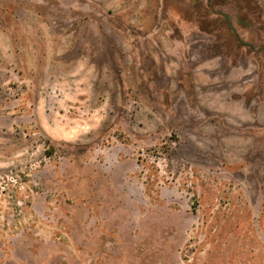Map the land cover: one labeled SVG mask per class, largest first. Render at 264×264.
I'll use <instances>...</instances> for the list:
<instances>
[{
	"label": "rangeland",
	"instance_id": "374dc122",
	"mask_svg": "<svg viewBox=\"0 0 264 264\" xmlns=\"http://www.w3.org/2000/svg\"><path fill=\"white\" fill-rule=\"evenodd\" d=\"M0 264H264V0H0Z\"/></svg>",
	"mask_w": 264,
	"mask_h": 264
}]
</instances>
